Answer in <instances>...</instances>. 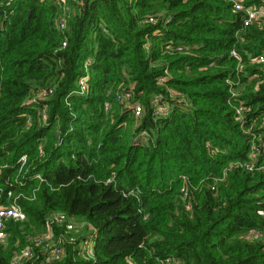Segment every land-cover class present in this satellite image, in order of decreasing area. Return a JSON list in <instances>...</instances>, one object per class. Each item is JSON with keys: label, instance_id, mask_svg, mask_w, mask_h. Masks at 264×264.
Instances as JSON below:
<instances>
[{"label": "trees", "instance_id": "16d2710c", "mask_svg": "<svg viewBox=\"0 0 264 264\" xmlns=\"http://www.w3.org/2000/svg\"><path fill=\"white\" fill-rule=\"evenodd\" d=\"M234 1H0V189L27 215L7 221L0 264L56 211L96 228L90 264L264 263V18L244 27ZM39 89L46 124L23 104Z\"/></svg>", "mask_w": 264, "mask_h": 264}, {"label": "built area", "instance_id": "2783aa9c", "mask_svg": "<svg viewBox=\"0 0 264 264\" xmlns=\"http://www.w3.org/2000/svg\"><path fill=\"white\" fill-rule=\"evenodd\" d=\"M1 2L10 3L12 0H0ZM42 1V0H40ZM60 3H64L65 0H58ZM80 2V0H73ZM234 11L242 13L243 26L247 27L257 23L264 18V3L261 6L247 7L242 4L240 0L234 1ZM154 17L147 18L148 22L154 21ZM57 28L64 31L66 28V22L64 18H61L57 22ZM66 45V41H62V46ZM171 46H168V48ZM180 50V47L176 48ZM232 56H238L235 50L231 52ZM257 63H264V55L260 54L254 58ZM164 78H160L163 81ZM78 84L82 91L87 86V76L84 75L79 78ZM52 90L39 89L37 93L28 97L23 104L31 105L36 104L37 116L42 124H46L48 117L46 114V105L41 106L40 102L46 100ZM117 99L120 103L128 108L135 118H139L143 113V106L132 99L129 92L119 91L117 93ZM109 104L105 103V108L108 109ZM170 112L169 104L161 97H155L152 101V114L155 117H165ZM237 114L241 113V107L236 110ZM30 122L27 120V125ZM137 137L140 140H146V133L141 132ZM39 153H42V148L39 146ZM18 163L23 164L26 162V155H21L18 158ZM5 167V166H3ZM246 167L252 169L253 164L247 163ZM36 178L41 179L40 175H36ZM0 178H1V166H0ZM4 183L8 184V179H4ZM23 196L21 192L14 193L11 189L3 192L0 189V243H4L7 239L6 224L9 220L23 222L27 219L26 213L21 209L18 204V198ZM186 209L190 208V204H186ZM258 214L264 216V210L257 211ZM45 228L38 233H31L27 235L25 245L18 251H15L10 258V264H48V262H57L62 260L68 253H72V261L70 264H74L77 260L76 256L82 258V264H90V261L95 259V238L96 228L90 223L81 219H75L68 216L62 211L50 212L45 216ZM86 230L84 231V229ZM60 229L62 231H60ZM59 231V232H58ZM250 237H259L261 233L256 230H251L248 234ZM155 264H175L176 259L172 256L157 257L155 258ZM147 264V263H146ZM264 264V263H263Z\"/></svg>", "mask_w": 264, "mask_h": 264}]
</instances>
